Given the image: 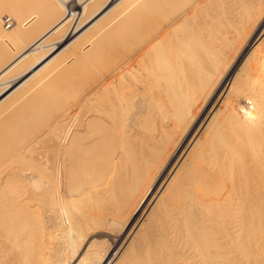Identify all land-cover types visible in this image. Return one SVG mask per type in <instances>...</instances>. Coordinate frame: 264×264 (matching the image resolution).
<instances>
[{"label":"bare ground","instance_id":"obj_1","mask_svg":"<svg viewBox=\"0 0 264 264\" xmlns=\"http://www.w3.org/2000/svg\"><path fill=\"white\" fill-rule=\"evenodd\" d=\"M0 264H264V0L0 4Z\"/></svg>","mask_w":264,"mask_h":264},{"label":"rangeland","instance_id":"obj_2","mask_svg":"<svg viewBox=\"0 0 264 264\" xmlns=\"http://www.w3.org/2000/svg\"><path fill=\"white\" fill-rule=\"evenodd\" d=\"M5 1H6V0H4V2H5ZM0 2H1L0 4L4 3L2 0H0ZM5 16H7V15L4 14L2 19H4ZM8 16H9V15H8ZM12 18H13V17H12ZM1 24H2V27L6 28L5 25H4V23H3V21H1ZM9 28H10V27H9ZM9 28H6V29H9ZM35 36H36V35H35ZM27 42H28V41H27ZM27 42H26V43H27ZM22 46H23V45H22ZM22 46H21V47H22ZM19 79H21V78H19ZM102 234H106V233L103 232ZM121 235H122V234H121ZM121 235H120V234H117V235H116V234H115V235H113V234H109V235H107V234H106V236L108 237V239H109V241L111 242V244H112L113 246H115L116 248L119 247V245H120V243H121L120 240L122 241V236H121ZM118 244H119V245H118Z\"/></svg>","mask_w":264,"mask_h":264},{"label":"built area","instance_id":"obj_3","mask_svg":"<svg viewBox=\"0 0 264 264\" xmlns=\"http://www.w3.org/2000/svg\"><path fill=\"white\" fill-rule=\"evenodd\" d=\"M3 23L6 28H9L13 25V19L10 16H5L3 19Z\"/></svg>","mask_w":264,"mask_h":264}]
</instances>
